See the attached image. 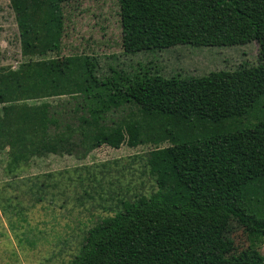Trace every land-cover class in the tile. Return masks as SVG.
I'll return each mask as SVG.
<instances>
[{"label": "trees", "instance_id": "16d2710c", "mask_svg": "<svg viewBox=\"0 0 264 264\" xmlns=\"http://www.w3.org/2000/svg\"><path fill=\"white\" fill-rule=\"evenodd\" d=\"M118 3L124 55L177 44L251 41L257 42L258 54L252 65L239 63L234 69L184 77L161 74L154 63L114 67L116 55L107 56L113 59L101 72L99 58L92 55L85 61L90 82L40 107L54 129L73 128L82 121L103 125L140 111L155 132L172 141L146 154L155 189L132 200L121 198L111 216L86 232L68 264H264L254 245L264 237V0ZM22 10L29 38L40 14L26 6ZM28 72L23 66L1 73L0 93L12 96L14 82ZM45 72L35 73L36 84L49 75ZM18 86L13 89L22 91ZM244 117L255 121L243 122ZM126 132L134 143L136 126L128 125ZM122 135L116 129L100 131L97 141L117 145ZM221 214L235 218L253 243L226 256L208 244V238L195 242V236L180 235L185 242L180 248H169L163 240L165 228L178 220H211Z\"/></svg>", "mask_w": 264, "mask_h": 264}, {"label": "rangeland", "instance_id": "374dc122", "mask_svg": "<svg viewBox=\"0 0 264 264\" xmlns=\"http://www.w3.org/2000/svg\"><path fill=\"white\" fill-rule=\"evenodd\" d=\"M24 6L40 14L29 38L21 23ZM122 50L118 0H0V74L29 68L14 82L12 96L0 93V264H68L86 232L111 216L121 198L132 200L155 189L146 154L172 141L154 131L146 114L135 111L119 121H82L65 129H54L43 118L48 102L90 82L88 56L99 58L101 72L113 59L107 56L116 55L114 67L154 63L161 74L184 77L234 69L239 63L252 65L258 45L177 44L126 55ZM42 69L50 77L36 84L35 73ZM19 84L23 90L15 91ZM128 125L137 128L134 143ZM114 129L123 134L117 145L97 141L100 131ZM61 145L63 149H50ZM165 229L163 240L169 248L185 243L180 235L195 236V242L208 238L207 243L226 256L253 243L226 214L211 220L193 216ZM254 245L264 256V237Z\"/></svg>", "mask_w": 264, "mask_h": 264}]
</instances>
